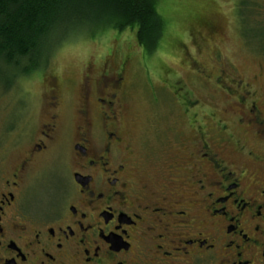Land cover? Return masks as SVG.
Returning <instances> with one entry per match:
<instances>
[{
    "label": "flooded vegetation",
    "instance_id": "1",
    "mask_svg": "<svg viewBox=\"0 0 264 264\" xmlns=\"http://www.w3.org/2000/svg\"><path fill=\"white\" fill-rule=\"evenodd\" d=\"M215 61L221 103L168 82L177 118L155 113L133 131L125 62L82 73L79 103L50 77L35 128H6L0 264H264V75Z\"/></svg>",
    "mask_w": 264,
    "mask_h": 264
},
{
    "label": "rangeland",
    "instance_id": "2",
    "mask_svg": "<svg viewBox=\"0 0 264 264\" xmlns=\"http://www.w3.org/2000/svg\"><path fill=\"white\" fill-rule=\"evenodd\" d=\"M240 1L245 3L244 0H161L159 12L166 21V35L160 51L152 57L142 56L144 52L136 42L135 32L127 30L66 42L50 58L42 78L21 79L12 88L13 71L0 64V155L9 145L6 128L10 119H14V129L35 128L40 119L38 101L44 96L50 77L55 75H59L60 88L68 90L69 96L79 103L82 73L99 71L103 65L115 70L125 62V119L131 131L136 123L152 118L155 113L177 118L180 111L174 98L160 88H166L168 82L185 84L193 96L204 98L205 105L221 103L223 97L209 86L210 72L217 67L216 56L225 64V71L231 73L235 68L246 80L259 73L264 75V40L252 36L247 40L244 36L247 28L263 31L264 0H247L255 6V15L247 26L236 13ZM243 15L247 17V12ZM199 67L207 71L206 76L210 75L208 80L194 73Z\"/></svg>",
    "mask_w": 264,
    "mask_h": 264
},
{
    "label": "trees",
    "instance_id": "3",
    "mask_svg": "<svg viewBox=\"0 0 264 264\" xmlns=\"http://www.w3.org/2000/svg\"><path fill=\"white\" fill-rule=\"evenodd\" d=\"M161 0H0V64L18 80L46 69L66 42L108 31L135 32L146 57L160 51L166 21Z\"/></svg>",
    "mask_w": 264,
    "mask_h": 264
}]
</instances>
